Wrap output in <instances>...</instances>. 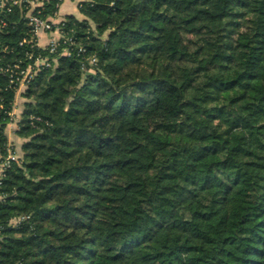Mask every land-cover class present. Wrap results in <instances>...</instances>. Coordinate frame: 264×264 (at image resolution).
I'll return each instance as SVG.
<instances>
[{
	"label": "trees",
	"instance_id": "1",
	"mask_svg": "<svg viewBox=\"0 0 264 264\" xmlns=\"http://www.w3.org/2000/svg\"><path fill=\"white\" fill-rule=\"evenodd\" d=\"M1 2L0 62L26 65L25 10ZM77 7L23 94L0 264H264V0Z\"/></svg>",
	"mask_w": 264,
	"mask_h": 264
},
{
	"label": "built area",
	"instance_id": "2",
	"mask_svg": "<svg viewBox=\"0 0 264 264\" xmlns=\"http://www.w3.org/2000/svg\"><path fill=\"white\" fill-rule=\"evenodd\" d=\"M46 1L48 0H2L1 2L3 7L6 6V3L8 4V12L14 6L25 10L24 19L28 28V37L21 40L19 45L28 46L29 50L25 52L26 65L21 61L0 62V80H4V85H0V115H5L7 118L4 134L8 140L5 144L4 152L0 148V185L12 163L19 164L21 162V154L18 148H15V143L12 139V135L17 136V132L20 130L24 103L20 102V100L25 99L23 94L37 74L43 69L51 68L57 62V57L53 56V54L57 53L60 40L64 38L63 32L57 27L63 21V19L60 21L56 20L58 12L55 16H48L47 18H42L40 15L45 8ZM58 7L60 8L59 4ZM7 24L6 20H1L0 29L5 28ZM69 43L72 45L73 41L69 40ZM39 50L48 51V54L42 55ZM72 52V48L68 46L63 49L62 55L70 57ZM84 53L85 49L79 47L78 54ZM88 62L93 65L95 59L89 58ZM82 70L87 71L84 64L82 65ZM9 92H14L13 100L9 99ZM38 120L40 119L35 116L30 117V123L33 126L35 121ZM22 219L13 220L11 225L16 227Z\"/></svg>",
	"mask_w": 264,
	"mask_h": 264
},
{
	"label": "crops",
	"instance_id": "3",
	"mask_svg": "<svg viewBox=\"0 0 264 264\" xmlns=\"http://www.w3.org/2000/svg\"><path fill=\"white\" fill-rule=\"evenodd\" d=\"M75 1L76 0H68V3L65 6H64L65 0L62 1V4L60 5L59 11L56 17L57 21L62 20L67 15H74L78 18H82L81 14L79 13L78 7H77L78 2L74 4ZM12 139L15 144L19 143L20 141V138L15 135H12Z\"/></svg>",
	"mask_w": 264,
	"mask_h": 264
},
{
	"label": "rangeland",
	"instance_id": "4",
	"mask_svg": "<svg viewBox=\"0 0 264 264\" xmlns=\"http://www.w3.org/2000/svg\"><path fill=\"white\" fill-rule=\"evenodd\" d=\"M77 2H78V1L76 0L74 4H76ZM67 3H68V0H65L64 6H65ZM24 101H25V99L20 100V102H24ZM22 142H23V140L21 139V140L19 141V143H16V144H15V148H20Z\"/></svg>",
	"mask_w": 264,
	"mask_h": 264
}]
</instances>
